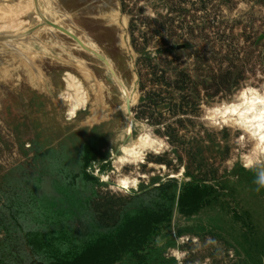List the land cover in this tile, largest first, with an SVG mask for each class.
<instances>
[{
    "label": "rangeland",
    "instance_id": "1",
    "mask_svg": "<svg viewBox=\"0 0 264 264\" xmlns=\"http://www.w3.org/2000/svg\"><path fill=\"white\" fill-rule=\"evenodd\" d=\"M53 1L43 5L105 55L40 58L47 85L16 67L0 77V264H101L109 248L107 264H264V189L241 162L252 139L201 119L245 85L261 88L264 0H65L59 12ZM28 18L34 30L2 34L62 39ZM68 70L89 101L74 118ZM138 122L167 146L121 169L146 174L136 189L115 190L114 163Z\"/></svg>",
    "mask_w": 264,
    "mask_h": 264
},
{
    "label": "bare ground",
    "instance_id": "2",
    "mask_svg": "<svg viewBox=\"0 0 264 264\" xmlns=\"http://www.w3.org/2000/svg\"><path fill=\"white\" fill-rule=\"evenodd\" d=\"M45 1L46 0H0V77L3 78V76L7 74H10V76L13 75V73H15L16 71V67L18 72L21 74V78H23L26 83L31 81V83L36 86L42 84L47 85L46 77L42 75L44 73H42L39 68L40 58L45 57L49 59L47 55H55V58L62 59V57L64 58V54L61 52V49L64 51V53L69 52V54H73L76 56V53L78 52L79 48L85 49L90 53H97L100 56L104 57L105 53L103 54V52L99 49L97 43L93 39L88 37L83 32L81 33L80 30L76 29V25H74L73 22L67 18V16H60L57 13L56 14L58 17L54 16L49 7L45 8V5H43ZM53 2L58 8V12L61 11L62 7H66L69 10L65 0H54ZM42 8L44 9L43 12ZM32 12L36 14L37 21L41 20L45 24H49L50 27L52 25V29L60 32L59 34L61 35L59 36H62V39L58 40L52 37V35H48L46 33H44L45 35L41 36L42 32L44 31L40 30L35 33L36 36L37 34L39 35L41 33L40 41H38V43H26L18 37H15L16 40L11 41L12 43L10 42V40L8 41L7 38L10 36L2 34L3 32L8 33L15 29H21L20 31H22V29L24 28L26 32L28 31V29H30L31 31L34 30L31 27L28 29H26L25 27L26 23L28 25H31V21H29L28 14H32ZM39 49H41V51H39ZM21 55H24L25 63H17L18 59H20L19 56ZM24 57H22V60ZM66 58L69 60L71 59V56H67ZM71 62L75 65H78L83 72L89 74L90 70L87 71L85 69L86 65H81L74 60H71ZM89 77L88 80L90 81L92 79V75L89 74ZM64 82L66 88L65 92L62 94V97L67 100L66 110L68 116L70 118H74L78 114V112L81 109L86 108L89 103L85 93V84L84 81H82L76 73L70 70L67 71L66 77L64 78ZM249 89L252 90L247 91L246 94L249 100H252L253 95L256 92H259L261 96H264V82L261 88H258L253 84H248L241 88L231 99H225L220 103H213L207 106L209 108L218 107L222 110H226L232 106H235L237 108L236 113H228L227 116L223 117V120H227L228 123H223V121H221L220 123L215 125H218L220 127L229 126L232 129L239 131L241 134V137L239 139L240 141L248 137L250 138L249 133L246 131V127H252L254 124H259V121L254 120V117L260 113L261 106L257 104L255 106L256 111L249 112L247 111L249 106L244 105L243 107H241L242 100L238 98L242 94H244L246 90ZM241 112L244 113L243 117L239 115ZM236 120H243L244 123L241 125H237L235 123ZM254 130L259 131V128L256 127ZM151 137V142L155 145L153 149L141 151L136 148V145L134 143L135 139H133L129 144H127V146H130L135 151V154L132 156H125V154L121 152V154L117 157L114 163L117 167V172L119 173L116 178V182L119 179L126 178L129 182V188L125 190L123 187L119 186L115 182L112 184L113 189L120 190L123 192H130L131 190L136 189L138 187L140 183V178L146 177V174H142L138 171H133L131 173H122L121 169L127 165L138 166L141 163L145 162V158L149 152L160 153L164 151L167 146L164 140L157 138L152 134ZM252 142L254 145L255 141L252 140ZM121 157H123V159H119ZM125 159L128 162H123V160ZM133 181H135L134 185L132 184ZM187 237L188 236L181 237L180 242L186 243L189 240V238ZM174 252H180L183 254L181 258L182 261L185 256V253H183L181 249L177 247L172 248L171 253Z\"/></svg>",
    "mask_w": 264,
    "mask_h": 264
},
{
    "label": "clouds",
    "instance_id": "3",
    "mask_svg": "<svg viewBox=\"0 0 264 264\" xmlns=\"http://www.w3.org/2000/svg\"><path fill=\"white\" fill-rule=\"evenodd\" d=\"M242 100V105H248L247 111L254 112L256 111V105L261 106V111L258 115L254 117V120L259 121L258 125H253L252 127H246V131L249 133L250 138L255 141L252 149L249 152H246L242 154L241 156V162L242 166L250 170L254 173V180L253 183L257 186L256 191H260L261 189H264V96H261L259 92L254 93L252 100H249L247 98V95H241L238 97ZM219 109V111H217ZM226 110H222L218 107H204V115L201 117L203 121H206L210 125H215L223 121V117L227 116L224 115ZM228 113H233L229 111ZM236 113V112H235ZM241 117L244 116V113L239 114ZM228 123V121H227ZM235 123L237 125H241L244 123L243 120H236ZM258 127L259 131H255L254 129ZM132 128L129 127L127 129L122 130L120 133V138L123 139L126 135L131 133ZM151 130L149 126L145 122H138L137 127V135L135 138V145L136 148L143 151L148 149H153L155 145L151 142ZM121 152L125 154V156H132L135 154V151L130 146H123L121 148ZM111 155H115V153L111 152ZM123 159V157L119 158ZM123 162H128L126 159L123 160ZM121 181H127V187H125L124 184L121 183ZM134 182V183H133ZM132 184H135V181H133ZM119 186L123 187L125 190L129 188V182L125 179H119L116 182ZM173 255H175L176 259L179 261L182 258V253L180 252H174Z\"/></svg>",
    "mask_w": 264,
    "mask_h": 264
},
{
    "label": "trees",
    "instance_id": "4",
    "mask_svg": "<svg viewBox=\"0 0 264 264\" xmlns=\"http://www.w3.org/2000/svg\"><path fill=\"white\" fill-rule=\"evenodd\" d=\"M112 253H114V250H113V248H109L108 249V251L104 254V255H102V257H100L99 259H100V262L99 263H101V264H107V261L109 260V258L111 257V255H112ZM98 259V260H99ZM97 260V261H98ZM116 260V259H115ZM175 258H173L172 259V262L173 263H175Z\"/></svg>",
    "mask_w": 264,
    "mask_h": 264
},
{
    "label": "snow or ice",
    "instance_id": "5",
    "mask_svg": "<svg viewBox=\"0 0 264 264\" xmlns=\"http://www.w3.org/2000/svg\"><path fill=\"white\" fill-rule=\"evenodd\" d=\"M247 91H252V90H251V89L246 90V92H245L244 94H242V95H245V96H246ZM217 111H219V109H217ZM229 111L235 113V112L237 111V108H236L235 106L229 107L228 109H226L224 115H227ZM225 123H227V121H225ZM121 183L124 184L125 187H127V181H121ZM133 183H134V182H133Z\"/></svg>",
    "mask_w": 264,
    "mask_h": 264
}]
</instances>
